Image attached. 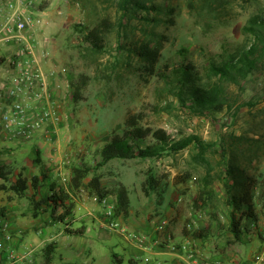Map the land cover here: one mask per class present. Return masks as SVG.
Instances as JSON below:
<instances>
[{
	"label": "rangeland",
	"instance_id": "1",
	"mask_svg": "<svg viewBox=\"0 0 264 264\" xmlns=\"http://www.w3.org/2000/svg\"><path fill=\"white\" fill-rule=\"evenodd\" d=\"M209 4L210 8L205 0H133L125 9L121 0H39L37 11L46 23L37 53L45 70L54 72L62 120L49 141L44 137L39 144L35 139L32 143L14 139L8 144L16 147L20 141L25 144H19L20 149L33 154L60 152L62 159L37 173L51 178L47 185L38 182L37 191L29 186L30 173L17 172L11 163L4 165L3 189L9 201L27 195L38 199L35 216L45 219L49 213L43 200L50 187L66 189L73 167L86 163L94 169L87 180L94 174L100 176L107 191L104 197L116 198L115 189L126 186L130 220L166 221V229L183 234L208 229L209 236L200 238L207 249L228 257L230 252H240L246 260L261 256L264 264V62L246 78L237 74L236 81L219 78L211 68L254 41L245 26L252 15L264 13V0H211ZM105 19L112 25L105 34V50L97 52L84 40L83 30L103 27ZM11 46L7 50L6 45L0 46V58L11 57L16 47ZM146 46L158 49L153 65ZM184 55L195 65L200 84L220 88V105L202 111L182 103L175 68L187 60ZM9 58L0 66V78L6 80ZM70 75L87 78L78 102L70 90ZM132 115L144 127L164 129L176 139L194 134L213 146L203 156L191 145L174 156L114 159L100 166L101 148L115 133H122ZM35 158L36 166L44 161L37 154ZM229 167L250 190L258 215L257 221L241 219L244 235L240 240L229 228L232 208L225 186ZM151 174L159 182L153 190L148 180ZM82 192L94 194L83 186L70 199L76 202ZM103 198L98 197L99 204ZM67 203V208L56 212L57 224L45 228L49 232L65 227L60 214L75 219L73 202ZM236 212L242 216L241 211ZM94 222L91 218V234L96 239H91V256L70 247L73 242L88 243V238H56L58 258L63 259L60 264H175L170 249L164 250L170 254L159 255L151 249L138 251L124 235ZM130 231L154 243L153 231Z\"/></svg>",
	"mask_w": 264,
	"mask_h": 264
},
{
	"label": "trees",
	"instance_id": "2",
	"mask_svg": "<svg viewBox=\"0 0 264 264\" xmlns=\"http://www.w3.org/2000/svg\"><path fill=\"white\" fill-rule=\"evenodd\" d=\"M132 2L133 0H121V4L125 9ZM205 2L208 8L212 6L209 4L211 0H205ZM111 25L112 23L108 19H105L101 22V26L103 27L98 26L93 29L85 28L83 30L85 33L84 40L90 43L94 51L101 52L105 50V34ZM245 31L253 35L254 41L247 47L229 54L228 58L221 63H213L211 65L213 72L219 78L227 81H236L237 74L246 78L250 73L258 69L260 63L264 62V13L252 15L245 26ZM145 49H150L147 55H149L148 57L151 59L153 65L157 60L158 49H151L147 46ZM184 58L187 60L175 68L176 78L179 83L178 93L182 103L189 104L191 107L198 108L202 111L216 107L220 102V88L218 86L209 88L206 85L200 84L198 82L195 65L188 59L187 55H184ZM6 61L5 57L0 58V66L5 64ZM86 80L87 78L85 76H82L80 79L73 75L69 76L70 90L74 102H78L81 99ZM191 145L198 149L200 156H203L213 146L212 143L206 142L194 134L176 139L164 129L144 127L140 125L136 116L132 115L127 119L122 133H115L101 148V162L98 164L104 166L114 159L151 158L164 155L174 156ZM230 167L227 170L225 179L228 204L232 208L229 228L234 237L240 240L244 235L241 219L245 217L257 221L258 215L255 213V205L250 190L245 189V183L236 178L235 171ZM93 170V167L86 163L73 167V176L69 184L70 189L77 192L85 186L89 191L96 192L99 198H103L107 191L102 186L100 176L94 174L87 180ZM1 173L0 175L4 176L3 170ZM148 180L151 184V190L155 189L159 183L157 178L151 174ZM52 189L53 194L48 195L43 200V203H47L52 207L55 216L58 208L63 204L65 205L69 193L64 188L56 190L52 186ZM114 192L117 196L116 215L127 218L130 214L131 207L128 189L124 185H119ZM207 192L210 193L211 190L208 189ZM201 198H203L202 195ZM243 208L245 210H242ZM236 211H241L242 216H239ZM65 217L66 213L61 214L59 219L63 221ZM185 233L189 234L190 232L186 231ZM209 234L210 231L204 228H197L192 231V235L202 239L207 238ZM53 249V244L46 247L45 252L47 258Z\"/></svg>",
	"mask_w": 264,
	"mask_h": 264
},
{
	"label": "built area",
	"instance_id": "3",
	"mask_svg": "<svg viewBox=\"0 0 264 264\" xmlns=\"http://www.w3.org/2000/svg\"><path fill=\"white\" fill-rule=\"evenodd\" d=\"M39 0H0V46L14 45L9 58V75L6 84L0 89L4 105L0 109V132L10 140L32 141L43 135L45 141L54 138L61 123L62 115L51 82L54 72H47L37 48L40 32L46 19L37 11ZM101 222L126 238H132L146 246L145 236L129 232L121 216L116 215L117 204L104 197L101 200ZM167 222L155 227V242L166 231ZM192 235L182 242H168L167 247L179 256L195 257L196 241ZM201 240V239H200ZM7 264H29L35 259V248L23 252L11 251L6 254ZM260 256L249 263L241 257L233 256L225 264H262Z\"/></svg>",
	"mask_w": 264,
	"mask_h": 264
},
{
	"label": "crops",
	"instance_id": "4",
	"mask_svg": "<svg viewBox=\"0 0 264 264\" xmlns=\"http://www.w3.org/2000/svg\"><path fill=\"white\" fill-rule=\"evenodd\" d=\"M40 38V37H39ZM41 42V41H40ZM8 48H5L6 50L9 48H12L13 46H7ZM13 49V48H12ZM8 56L6 60H8ZM45 64V63H44ZM43 64V65H44ZM45 67V66H44ZM6 84V78H0V89L4 87ZM56 83H54V78H52L51 82V91L55 95V99L58 103L59 109L61 106V102L59 100V94L57 92ZM4 105V99L1 98L0 95V109ZM60 126V124H59ZM58 126V131H59ZM43 135H39L35 140L36 143H42ZM10 139L4 136L0 132V174H2V170L4 165L10 166L13 165V168L17 170V172H27L30 173L31 176L28 174V178H33L29 181V186L32 189H38V187H41V184H37L40 181L43 183V185H47L46 183H49V179H51L49 176H47L45 179L42 174L37 176V173H41L42 167L50 166L52 163H57L60 159H62V155L60 152H23L26 150V148L20 149L21 145H25L18 141L17 146L13 147L9 145L8 141ZM32 140V141H35ZM30 141V143H32ZM29 145V144H27ZM9 149H12L13 152ZM19 150V151H18ZM7 151V152H6ZM36 154L39 155L44 161H41L40 165L35 164L36 162ZM40 162V160H39ZM11 163V164H10ZM61 167V166H60ZM25 177V175H24ZM4 176L0 175V264H7V258L6 254L14 251V252H23L26 251L32 247L35 248V259L32 263L29 264H60L63 262V259L58 258L57 252L60 249L59 243L56 241V238L58 236L67 235V236H78L81 238H85V241L88 243H82V242H73L70 243V247L76 250H82V253L87 254L88 256H91L92 254V243L95 241V236L92 233L94 230V227L91 226L90 220L92 218V222L95 220H98L100 222V225L103 228H107L103 225L101 222V214H102V205L98 203V196L95 192L93 195H86L85 192H82V197L77 199L76 202L73 199H70L71 197H75V192L70 189V187H66V191L69 193V196L66 200L65 205H61L59 209L62 207L68 206L67 202H73V210L74 214L76 215L75 219H71V215H66L65 220H60V222H65V227H60L57 232L50 230L49 228L45 229L53 224H57L54 219L56 218V214L54 216L52 207H50L47 203H43V206H45V211L49 214L45 216V219H39V217L35 216V204L37 205L39 200H35L34 198H31V196L27 195L26 197L19 198L16 196L15 198L9 199L7 196H5V191L3 189V186L5 187L4 183ZM40 179V180H39ZM29 180V179H28ZM47 187V186H46ZM53 193V189L50 187V195ZM24 194V193H23ZM37 195V194H36ZM38 196V195H37ZM108 197V196H107ZM110 200L117 203V197H108ZM31 199H33L31 201ZM45 199V198H44ZM131 209V208H130ZM131 211V210H130ZM59 213V212H58ZM61 215V214H60ZM59 215V216H60ZM130 215V214H129ZM124 223L127 225V228L129 227L130 230H143L142 232L148 233L152 232L153 240L156 238V231L155 227L160 224L159 223H153L151 224L148 221L145 222H134L133 220H130L129 216L127 218L123 217ZM44 220V221H43ZM53 221V222H52ZM43 222L44 225H43ZM55 222V223H54ZM95 223V222H94ZM45 224L47 226H45ZM103 235L105 234L104 230ZM132 232V231H130ZM137 233V232H133ZM89 237H87V235ZM140 234V233H137ZM192 234H183L179 233L176 230L173 229H166L164 233L161 234V238L164 240V245L158 246L156 245V242L154 240V243L149 244V242H145L146 246L142 247L136 241L132 238H127L128 240L132 241L136 249L138 251H146L150 250L152 254L159 255L160 253H167L164 252L165 249H167V243L168 242H182L185 241L186 238H190ZM90 238V239H89ZM198 238V237H197ZM93 239V241L91 240ZM134 240V241H133ZM196 248H195V257L189 258L186 255L181 257L178 254L172 252L173 254H170L173 257V262L175 264H225L229 259H231L233 256H239L241 257L246 263H249L250 261H253V258H249L246 260V258H243L240 252H230V256L225 255H219L215 251H212L210 249H207L205 246H203L202 242L200 241V238L196 241ZM53 244V250L49 254L48 258L46 256L45 249L48 245ZM169 249V248H168ZM263 258V257H262Z\"/></svg>",
	"mask_w": 264,
	"mask_h": 264
}]
</instances>
